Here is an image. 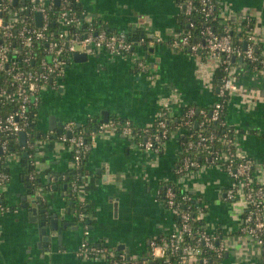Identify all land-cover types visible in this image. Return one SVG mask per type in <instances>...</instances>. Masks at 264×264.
Returning <instances> with one entry per match:
<instances>
[{
    "label": "crops",
    "instance_id": "1",
    "mask_svg": "<svg viewBox=\"0 0 264 264\" xmlns=\"http://www.w3.org/2000/svg\"><path fill=\"white\" fill-rule=\"evenodd\" d=\"M79 1L106 29L139 31L149 41L127 55L104 49L81 51L86 55L80 59L72 54L58 84L43 88L35 112L37 136L32 147L24 145L34 156L42 185L37 192L29 189L33 172H26L19 155L10 157V179L0 186V201L10 207L0 212V264H121L104 255H79L86 238L125 253L137 264H157L150 257V242L170 232L178 218L158 198L161 183L169 180L192 195L209 231L229 239L225 264H249L258 248L240 235L244 200L238 199L243 200L239 204L224 198L233 182L222 162L206 158L197 168L183 174L176 171L186 129L173 131L161 151L155 152L141 146L136 136L111 126L97 128L88 154L80 168L75 167L71 145L59 138L66 121L82 125L97 118L100 125L107 122L105 116L108 121L121 117L141 129L152 125L162 111L177 118L191 105L211 107L220 91L219 58L173 43L188 29L179 0ZM214 2V20L242 43L244 29L252 27L256 49L264 53V0ZM139 59L146 67L138 64ZM232 79L235 88L224 117L234 131L238 150L252 158L255 178L264 184V69L238 58L232 65ZM70 169L82 171L80 179L77 174L71 181L78 180L79 198L90 208L87 220L79 225L67 209ZM36 203L51 206L48 214L56 211L60 225L70 221L62 238L53 236L48 246L37 228L39 218L37 222L31 219L29 207Z\"/></svg>",
    "mask_w": 264,
    "mask_h": 264
},
{
    "label": "built area",
    "instance_id": "2",
    "mask_svg": "<svg viewBox=\"0 0 264 264\" xmlns=\"http://www.w3.org/2000/svg\"><path fill=\"white\" fill-rule=\"evenodd\" d=\"M68 1L60 0L62 9L58 17L59 26L54 30L50 27V10L55 0H0V165H5L4 156L10 140L14 138L20 140L21 131L26 132V145L30 147L34 145V138L32 139L27 126L32 114L35 116L41 91L46 85L58 84L72 54L77 51L104 49L115 54L127 55L133 53L136 46L148 44L149 39L145 36L133 39L126 31L97 29L92 22H88L85 31L71 30L74 23L80 24L82 20L77 12L67 7ZM182 8L189 17L190 27L176 37L173 43L190 47L195 52L205 51L214 55L219 58L220 66L223 67L218 99L210 110V119L220 120L229 94L235 88L232 79L233 56L236 60L239 58L249 62L254 68L264 69V53L257 52L252 27L246 28V47L241 40H234L228 27L222 32L215 29L210 22L215 14L214 0H185ZM195 8L203 14L200 38L197 40L192 39L196 23L191 16ZM38 11L42 16L41 24H37ZM90 19V15H86V20L90 21ZM158 40L161 38L158 37ZM138 64L146 67L142 59L138 60ZM6 101L15 102L16 107L4 112L3 105ZM197 110L205 113L204 108ZM195 111V107H190L186 111V119L180 123L179 130L195 123L193 118ZM166 117V113L162 111L154 129L150 126L144 128L145 138L137 139L141 146L155 152L161 151L171 135ZM221 123L228 125L227 120H221ZM79 126L74 121H66L59 134L62 141L71 145L76 168H80L96 132L92 131L90 140H87L83 132L78 129ZM107 126L116 128L133 138L137 134L131 119L122 122L115 120L102 122L98 128L103 129ZM77 130L79 131L76 132ZM232 131L231 128H225L221 135L216 131L209 134L200 133L197 140L188 141L186 149L200 146L213 153L212 141L215 138L225 143L223 150L216 149L215 155L207 159L212 162H222L232 179L233 183L226 188L224 198L229 201L244 200L245 211L240 235H246L258 248L253 253L257 255L252 256L249 264H264V184L256 180L255 164L251 157L238 150ZM199 166L200 162L196 156L186 154L180 158L176 171L178 174H183ZM9 179L10 172L0 167V186ZM78 186L76 181L72 182L74 190L78 191ZM164 189L158 188V198L175 210L178 218L170 232L151 240L150 256L153 259H162L166 264H225L229 239L218 231H209L206 224L202 228H194L193 221L201 219L202 216L198 207L195 209L197 212L195 214V210H192L191 204L188 203V200L192 199L189 192L184 191L181 198H177L176 190L172 185H166ZM9 209L7 204L0 201V212ZM84 227L85 233H89L88 225ZM113 253L103 245L92 244L87 238L83 240L78 250L79 255L89 258L103 255L111 258ZM112 260L121 264H137V261L123 252L113 256Z\"/></svg>",
    "mask_w": 264,
    "mask_h": 264
},
{
    "label": "trees",
    "instance_id": "3",
    "mask_svg": "<svg viewBox=\"0 0 264 264\" xmlns=\"http://www.w3.org/2000/svg\"><path fill=\"white\" fill-rule=\"evenodd\" d=\"M180 3L183 5L185 3V0H179ZM13 5V4H12ZM67 7L69 9H72L73 11L77 12V14L79 15L80 17V20H82V22L80 24H78L77 22L73 24L71 30H83L85 31L86 27L88 26V22L89 23H93V25L96 26L97 29H101V28H105V25L102 24V22L99 21V19H97L95 16H92L90 14V21H87L86 20V15L89 16V12L83 7L82 3L79 1V0H69L68 3H67ZM62 9V3H54L51 10H50V16H51V19H50V27L52 29H57L58 26H59V22H58V17H59V14H60V11ZM202 18H203V14L202 12H200L197 8H195V10L193 11V14L191 16V19H194L195 23H196V26H195V30H194V34H193V40H197L200 38V28H201V24H202ZM182 21H183V25L186 26L187 28H189V17L185 14V11L184 9L182 8ZM210 22L214 25L215 29L217 31H220L222 32L224 30V26L223 25H219L215 20L214 18H211ZM246 32V28L244 29V33ZM243 31L240 32L239 35H242ZM129 37L130 38H133V39H137L139 38L140 36H145V34H142L140 33L139 31H134V32H129L128 33ZM146 37V36H145ZM147 38V37H146ZM235 41H237L238 39V36H235ZM148 39V38H147ZM45 44V43H44ZM43 44V45H44ZM147 44H145L144 46H146ZM257 52H260L259 50H257ZM224 73V70H223V67L220 66L219 69H218V79H220V77L222 76V74ZM228 104V101H226V104L224 106V109L221 113V118L220 120H211L210 119V110L212 109V106L211 107H206L204 108L205 109V113H202L200 112L199 110H197L198 108L196 106L195 109V114H194V122L198 123L197 127H195V123L192 125V126H188L186 128V131L184 132L183 135H181V139L184 143L183 145V151L181 152V156H184L186 154H190V155H193V156H196L197 160L200 162V164L206 159V158H211L213 155H215V150L216 149H219L220 151L223 150L225 148V143H223V141L221 139H218V138H215L213 141H212V144H213V147H212V150H214V152H209L208 150L200 147V146H197V147H194L193 149L192 148H189V149H186V145L188 143L189 140H197L199 138V134L200 133H205V134H209L211 133L212 131H216L219 133V135L222 134V132L225 130V128H231V126H229V124L227 125H223L221 123V120H226L225 117H224V113H225V109H226V106ZM16 107V103L15 102H11V101H6L3 105V111L4 112H7L9 110H11L12 108ZM190 107H193L192 105L191 106H188L184 109V112L182 115H179L177 118H169L168 116L166 117L167 118V121H168V124H169V127H170V131L171 133L175 130H179L181 127H180V123L186 119V111L190 108ZM114 120L116 122H122L124 121L125 119L124 118H119V117H116L114 118ZM156 122V121H155ZM153 123L152 125H150V127L152 129L155 128L156 126V123ZM99 122L97 121V118H93V119H90L86 124H82L78 127V129H80L84 136L86 137L87 140H90L91 138V132L96 130L99 126L98 124ZM135 128V131H136V136L138 139H144L145 138V133H144V128H141L140 127H136L134 126ZM37 122H36V119H35V116L32 114V118L27 126V130L30 132V133H33L32 135V139L37 136ZM232 129V128H231ZM233 130V129H232ZM79 130H77L76 132H78ZM233 132V131H232ZM231 132V133H232ZM26 147H23L20 140H18L17 138H14V139H11L10 140V145H9V148L8 150L5 152V165H0L1 168L9 171V160H10V157L11 156H16V155H19L21 160H22V163L23 165L25 166V170L26 172L30 171L33 172L34 174V177L30 180L28 186L30 187L29 189H31L32 191L39 185H42V182H41V179L39 178L38 174L35 172V162H34V156H30L28 153L31 151L29 149H27V155L24 154V152L26 151ZM88 154V153H87ZM84 159V158H83ZM77 170V169H76ZM74 171L73 169H70L68 170V184L70 186V188L68 189L67 191V203H68V207L70 208V212L72 213H79V212H84V213H88L89 212V207L87 206V204L85 203L84 200H81L79 198V195H78V192L77 190H74V188L72 187V181H71V178H74L76 177L77 174H79L77 177L80 179V176H81V172H78V171ZM73 171V172H72ZM29 175V174H28ZM29 179V178H28ZM77 183H78V180H75ZM161 187H163V190H165V186L166 185H172L175 190H176V194H177V198H181V194L184 192V190L182 188H180L179 186H177L175 184V181H172V180H169L168 182H165V183H161ZM188 203L191 204V208L192 210H195L196 209V205H195V201L193 199H189L188 200ZM195 214H197L196 210H195ZM178 216V215H177ZM75 220V219H74ZM84 220L86 221L87 220V215L85 216ZM77 221V220H75ZM204 219L201 218V219H198V220H195L193 221V225H194V228L195 229H198V228H202L204 226ZM92 243V242H91ZM92 244H96V243H92ZM120 252V251H118ZM151 257V256H150ZM151 259L157 263V264H161V263H165L164 260L162 259H153L151 257Z\"/></svg>",
    "mask_w": 264,
    "mask_h": 264
},
{
    "label": "water",
    "instance_id": "4",
    "mask_svg": "<svg viewBox=\"0 0 264 264\" xmlns=\"http://www.w3.org/2000/svg\"><path fill=\"white\" fill-rule=\"evenodd\" d=\"M60 0H55V3H59ZM41 13L38 11L36 12V18H37V24H41L42 23V18H41ZM244 46L246 47L247 45V40H244L243 42ZM86 53L85 52H81V51H77L74 53V58L80 59L83 56H85ZM236 58L235 56H233V61H235ZM104 121H108V116H105ZM198 123H195V127H197ZM60 126H62V124H60ZM59 131H62V128H60ZM70 134V133H69ZM20 142L22 145H26V132L25 131H21L20 132ZM25 155L27 154V152L24 153ZM65 173V172H64ZM60 177L62 178V175H60ZM68 178V177H67ZM39 190V186H37L35 188V191L37 192ZM36 199H34L37 202V199L39 198L38 195L35 196ZM30 212H31V219L35 222H37L38 218V231L41 234L42 237V241L44 242L45 246H48V242L51 241L52 237L57 235L58 238H62L63 235V230L64 228L70 224V221H64L62 225L59 224V217L56 213V211H52L50 214H48V209H51V206L49 208L47 207H43L41 206L40 203H36L35 206H30L29 207ZM69 210V209H68ZM38 212L40 213V215H38ZM39 216V217H37ZM61 218H64V216H62ZM122 246V245H121ZM119 246V248L121 247Z\"/></svg>",
    "mask_w": 264,
    "mask_h": 264
},
{
    "label": "flooded vegetation",
    "instance_id": "5",
    "mask_svg": "<svg viewBox=\"0 0 264 264\" xmlns=\"http://www.w3.org/2000/svg\"><path fill=\"white\" fill-rule=\"evenodd\" d=\"M67 209H69L70 210V208L68 207ZM74 214V219L75 220H77V221H75V223L77 224V225H79L80 223L81 224H83V222L82 221H84V218H85V216H86V213H84V212H79V213H73ZM114 253H113V255H111V258H109V256H106V258H108V259H112V257L113 256H117L118 255V253H120V252H118V251H113ZM128 256V255H127ZM129 257V256H128Z\"/></svg>",
    "mask_w": 264,
    "mask_h": 264
},
{
    "label": "rangeland",
    "instance_id": "6",
    "mask_svg": "<svg viewBox=\"0 0 264 264\" xmlns=\"http://www.w3.org/2000/svg\"><path fill=\"white\" fill-rule=\"evenodd\" d=\"M237 202V201H236ZM243 200H238L237 203L242 204Z\"/></svg>",
    "mask_w": 264,
    "mask_h": 264
}]
</instances>
